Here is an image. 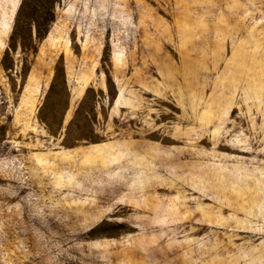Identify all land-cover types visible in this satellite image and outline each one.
Listing matches in <instances>:
<instances>
[{
  "label": "rangeland",
  "instance_id": "374dc122",
  "mask_svg": "<svg viewBox=\"0 0 264 264\" xmlns=\"http://www.w3.org/2000/svg\"><path fill=\"white\" fill-rule=\"evenodd\" d=\"M21 2L0 0V264H264V0H60L5 60Z\"/></svg>",
  "mask_w": 264,
  "mask_h": 264
},
{
  "label": "trees",
  "instance_id": "16d2710c",
  "mask_svg": "<svg viewBox=\"0 0 264 264\" xmlns=\"http://www.w3.org/2000/svg\"><path fill=\"white\" fill-rule=\"evenodd\" d=\"M58 1L60 0H22L5 60L19 49L23 53L36 51V45L49 34L55 17V3ZM61 75L56 72L53 87Z\"/></svg>",
  "mask_w": 264,
  "mask_h": 264
}]
</instances>
